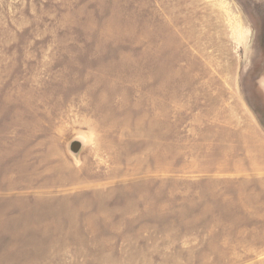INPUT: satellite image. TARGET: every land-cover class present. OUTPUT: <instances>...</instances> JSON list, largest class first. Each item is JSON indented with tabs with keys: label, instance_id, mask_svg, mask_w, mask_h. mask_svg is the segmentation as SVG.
<instances>
[{
	"label": "rangeland",
	"instance_id": "374dc122",
	"mask_svg": "<svg viewBox=\"0 0 264 264\" xmlns=\"http://www.w3.org/2000/svg\"><path fill=\"white\" fill-rule=\"evenodd\" d=\"M264 0H0V264H264Z\"/></svg>",
	"mask_w": 264,
	"mask_h": 264
},
{
	"label": "bare ground",
	"instance_id": "6f19581e",
	"mask_svg": "<svg viewBox=\"0 0 264 264\" xmlns=\"http://www.w3.org/2000/svg\"><path fill=\"white\" fill-rule=\"evenodd\" d=\"M263 86H264V83H263Z\"/></svg>",
	"mask_w": 264,
	"mask_h": 264
},
{
	"label": "crops",
	"instance_id": "0c3cea01",
	"mask_svg": "<svg viewBox=\"0 0 264 264\" xmlns=\"http://www.w3.org/2000/svg\"><path fill=\"white\" fill-rule=\"evenodd\" d=\"M263 88H264V86H263Z\"/></svg>",
	"mask_w": 264,
	"mask_h": 264
}]
</instances>
